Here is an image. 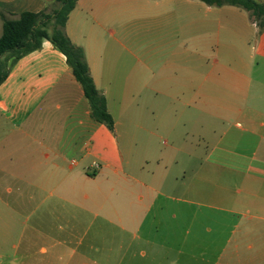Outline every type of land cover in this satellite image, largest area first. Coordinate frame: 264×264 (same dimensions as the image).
Here are the masks:
<instances>
[{
	"label": "crops",
	"instance_id": "obj_1",
	"mask_svg": "<svg viewBox=\"0 0 264 264\" xmlns=\"http://www.w3.org/2000/svg\"><path fill=\"white\" fill-rule=\"evenodd\" d=\"M53 1L0 0V15L40 13ZM179 5L185 13L175 10ZM195 9L202 11L198 17ZM247 22L255 28L254 39ZM66 33L85 50L115 130L92 118L66 56L51 42L10 67L0 85V264L99 260L65 249L83 244V213L98 205L99 196L112 204L119 182L131 200L124 228L136 231L126 254L134 253L137 239L152 247L140 249L142 258L184 254L176 213L165 233L160 220L141 219L133 211L147 212V202L156 208L166 185H173L170 169L151 174L150 163L177 164L172 151L179 143L190 147L196 136L234 154L210 158L219 172V206L209 205L214 213L204 216L211 239L201 241V264H264V29L241 8L197 0H79ZM151 33L157 47H146ZM143 134L146 150L137 157ZM160 142L171 148L167 155H157ZM244 143L253 154L231 150ZM186 154L187 169L201 160ZM211 168L202 165L198 180H210ZM179 188L177 180L169 190L177 194ZM189 192L194 190L188 186L184 193ZM179 202L194 204L189 198ZM190 218L198 220L195 213ZM188 242L185 237L182 243Z\"/></svg>",
	"mask_w": 264,
	"mask_h": 264
},
{
	"label": "rangeland",
	"instance_id": "obj_2",
	"mask_svg": "<svg viewBox=\"0 0 264 264\" xmlns=\"http://www.w3.org/2000/svg\"><path fill=\"white\" fill-rule=\"evenodd\" d=\"M193 1V0H192ZM195 1V0H194ZM199 2V0H197ZM179 10L175 8L176 11L180 13H185L186 8L179 5ZM195 11V16L198 17L199 13L202 11ZM247 21V20H246ZM250 26L251 36L250 39H254L252 32L254 31V27L251 26L249 22H247ZM258 37V36H256ZM146 47H157L158 44L156 42L155 34L151 33L146 35L145 37ZM254 45V43H253ZM138 146L135 148V154L137 157L144 154L146 150V142L147 136L145 134L142 135L141 138L138 136ZM120 146L122 149L125 147V141L123 140L122 134L119 136ZM195 141L189 145L190 147H184L181 143L177 145V152L172 151L173 155L176 157L178 161L177 164H173V162L165 163L164 165L157 166V163H150L148 166L149 173H157L159 174L161 171H165V168L170 169L172 172L171 175V184H175L177 180L179 181V191L177 194H174L172 190H169L173 185H166L164 188V197H160L159 201L156 205V208L151 209L149 203L147 202V212H138L133 211L134 214L139 215L141 219H148V221L157 222L161 221L163 224V230L167 233L165 228L166 223L170 222L172 219L171 216L173 213H176V231L178 234L179 246H183L184 254L178 255V251L169 253L167 259L164 260H154L149 258H142L139 256L140 249L145 248L147 251L151 248L146 247L145 244L140 240H135L130 251H134L136 254L130 256V254H126V248L128 245L132 243L133 234L136 232L134 228H128L127 231L123 225V218H126V215H131V211H127L128 205L131 200L130 197L128 200L126 194H124V189L126 185L122 182H119V185H115L117 191L119 193L114 194L112 197L113 203L110 204L106 202V197L99 196L98 197V205L89 207V212L83 213V221L81 225V232L84 233L88 231V236L84 238L83 244L78 246L79 244H72L69 249H65L67 251H72L73 249H79L81 252H87V254L91 253L93 256L99 258V260H88V264H201L200 254L204 251V246L206 244H202L201 241H208L211 239L205 231V228L208 226L210 221L205 219V215H211L214 213L211 211L208 206H219V196L217 189V177H218V169H213V162H210V158H218L223 157L224 155H234L232 153H224L221 152L220 149H214L213 147H209L208 142H205L199 139L197 136L194 138ZM157 155L160 156L167 155L169 151H171L170 147H166L162 142L157 143L156 147ZM236 151L237 153L243 152L247 155L253 154L254 149L249 148L246 144H243L242 148L231 149ZM190 153L196 155L199 160L198 162H194L187 169V154ZM232 152V151H231ZM203 160V161H202ZM209 162H206V161ZM204 166V169L208 167H212L210 169L211 179L202 183L201 180H198L197 174L202 172H198L200 168ZM159 172V173H158ZM101 185L100 187H102ZM190 187L194 190V193L186 196L184 193V189L186 187ZM137 189V190H136ZM140 187H133V191H138ZM171 197L175 198V200L171 199ZM189 198L194 202L193 206L188 204H184L179 202L180 199ZM126 205V206H125ZM160 207H164V210H161ZM150 208V211L148 209ZM135 209V208H132ZM192 213L197 215V219L195 223H191ZM145 216L143 218V216ZM126 221V219L124 220ZM125 223V222H124ZM190 230L192 233L189 235L187 231ZM138 235V234H137ZM84 236V235H83ZM185 237L188 238V245L183 244ZM198 241V244L192 243V241ZM78 241V240H76ZM126 257V258H123ZM123 259V260H122Z\"/></svg>",
	"mask_w": 264,
	"mask_h": 264
},
{
	"label": "trees",
	"instance_id": "obj_3",
	"mask_svg": "<svg viewBox=\"0 0 264 264\" xmlns=\"http://www.w3.org/2000/svg\"><path fill=\"white\" fill-rule=\"evenodd\" d=\"M79 0H54L40 13L25 12L17 19L2 17L0 37V85L7 79L10 67L23 56L42 47L44 41L66 56L77 82L82 86L90 104L92 118L110 131L115 122L108 111L105 95L99 91L90 74L85 50L72 43L66 33L71 13ZM209 7L233 6L247 11L251 20L264 29V3L256 0H199Z\"/></svg>",
	"mask_w": 264,
	"mask_h": 264
},
{
	"label": "built area",
	"instance_id": "obj_4",
	"mask_svg": "<svg viewBox=\"0 0 264 264\" xmlns=\"http://www.w3.org/2000/svg\"><path fill=\"white\" fill-rule=\"evenodd\" d=\"M96 167H98L97 165H95Z\"/></svg>",
	"mask_w": 264,
	"mask_h": 264
}]
</instances>
